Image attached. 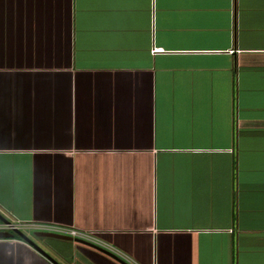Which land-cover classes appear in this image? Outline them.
<instances>
[{
	"label": "crops",
	"instance_id": "crops-1",
	"mask_svg": "<svg viewBox=\"0 0 264 264\" xmlns=\"http://www.w3.org/2000/svg\"><path fill=\"white\" fill-rule=\"evenodd\" d=\"M0 209L139 264H264V0H0ZM14 235L0 264H53Z\"/></svg>",
	"mask_w": 264,
	"mask_h": 264
},
{
	"label": "built area",
	"instance_id": "built-area-1",
	"mask_svg": "<svg viewBox=\"0 0 264 264\" xmlns=\"http://www.w3.org/2000/svg\"><path fill=\"white\" fill-rule=\"evenodd\" d=\"M0 214L4 218L0 219V230H8L13 232L14 230H20L26 235L28 232L33 235V231H48L64 234L70 236V238L73 240H83L94 246L108 250L121 257L127 264H139L135 260L127 257L125 254L118 252V250H116L113 246L99 238L89 229L51 220H20L2 209H0ZM14 238L26 242L16 234L14 235Z\"/></svg>",
	"mask_w": 264,
	"mask_h": 264
},
{
	"label": "water",
	"instance_id": "water-1",
	"mask_svg": "<svg viewBox=\"0 0 264 264\" xmlns=\"http://www.w3.org/2000/svg\"><path fill=\"white\" fill-rule=\"evenodd\" d=\"M0 219H4L3 216L0 214ZM13 234L18 235L19 237H21L22 239H24L27 243H29L31 246H33L36 250H38L40 253H42L43 255H45L51 262H53V264H57L49 254H47L42 247H40L37 243H35L29 236H27L26 234H24L22 231L20 230H14L13 231H8V230H0V237H11L13 236ZM33 236H50V237H56V238H65V239H72L70 238V236L68 235H64V234H58V233H53V232H48V231H33ZM75 240V239H74ZM76 241H80V242H84L86 244H89L91 246H94L86 241L83 240H76ZM100 250H103L104 252L110 254L111 256H113L114 258L120 260L121 262H123L124 264H127L126 262L122 261V259H120L116 254L105 250L101 247L98 246H94Z\"/></svg>",
	"mask_w": 264,
	"mask_h": 264
},
{
	"label": "rangeland",
	"instance_id": "rangeland-1",
	"mask_svg": "<svg viewBox=\"0 0 264 264\" xmlns=\"http://www.w3.org/2000/svg\"><path fill=\"white\" fill-rule=\"evenodd\" d=\"M27 235H30V236H33L32 234H30V232H28V234ZM34 238V237H33ZM43 250H44V248H43ZM51 251V250H50Z\"/></svg>",
	"mask_w": 264,
	"mask_h": 264
}]
</instances>
